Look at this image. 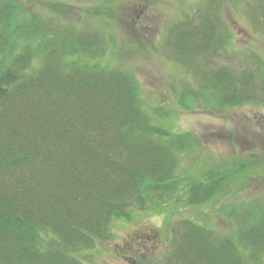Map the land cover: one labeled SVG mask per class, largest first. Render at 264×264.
<instances>
[{
    "label": "trees",
    "instance_id": "trees-1",
    "mask_svg": "<svg viewBox=\"0 0 264 264\" xmlns=\"http://www.w3.org/2000/svg\"><path fill=\"white\" fill-rule=\"evenodd\" d=\"M14 4L0 0V264H82L74 254L103 238L111 217L176 180L182 141L148 122L128 75L89 62L100 40L48 29ZM220 28L203 14L177 25L168 49L206 58L220 46ZM202 75L213 101L231 93L242 101L264 84L252 70ZM227 215L234 231L220 240L186 223L171 263L259 264L264 203L231 205Z\"/></svg>",
    "mask_w": 264,
    "mask_h": 264
},
{
    "label": "rangeland",
    "instance_id": "rangeland-1",
    "mask_svg": "<svg viewBox=\"0 0 264 264\" xmlns=\"http://www.w3.org/2000/svg\"><path fill=\"white\" fill-rule=\"evenodd\" d=\"M14 1L48 29L100 40L99 58L89 62L128 75L148 122L173 133L167 140L182 141L176 180L167 189L153 186L124 217H111L104 237L74 254L82 264H165L186 222L220 240L234 231L231 205L264 203V84L242 101L232 93L213 101L202 89L205 70L264 78V0ZM203 14L221 27L218 49L194 60L173 55V29ZM209 177L216 184L206 186Z\"/></svg>",
    "mask_w": 264,
    "mask_h": 264
}]
</instances>
